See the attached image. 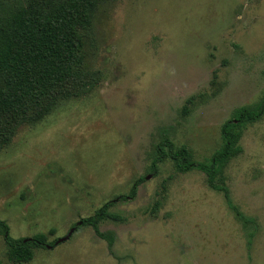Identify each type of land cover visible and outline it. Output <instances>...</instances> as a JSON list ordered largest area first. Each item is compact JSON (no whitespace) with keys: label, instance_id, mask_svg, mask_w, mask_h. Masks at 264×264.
<instances>
[{"label":"rangeland","instance_id":"obj_1","mask_svg":"<svg viewBox=\"0 0 264 264\" xmlns=\"http://www.w3.org/2000/svg\"><path fill=\"white\" fill-rule=\"evenodd\" d=\"M82 38V67L99 82L0 149L9 235L64 239L14 262L0 234V264H264V113L223 170L247 220L203 172H177L167 157L150 172L162 129L205 160L232 110L264 98V0H104ZM132 184L109 209L121 219L98 224L110 247L74 227Z\"/></svg>","mask_w":264,"mask_h":264},{"label":"trees","instance_id":"obj_2","mask_svg":"<svg viewBox=\"0 0 264 264\" xmlns=\"http://www.w3.org/2000/svg\"><path fill=\"white\" fill-rule=\"evenodd\" d=\"M104 0H0V149L7 145L23 124H33L48 115L60 103L79 97L99 82L97 71L82 67V30L90 26L93 13ZM191 98H188L189 102ZM188 108L183 107L186 113ZM264 113V98L254 105H241L221 123V144L209 158L192 159L186 147H175L165 129L154 146L150 172L165 157L171 159L177 172H203L207 185L222 193L227 206L238 219L247 220L230 200L223 182L227 163L241 153L239 140L243 129ZM132 184L127 194L106 201L90 216L74 225L90 226L110 247L112 231H100L98 224L106 219L121 218L109 209L115 200L124 201L135 194ZM51 228L48 234H52ZM0 234L7 257L27 262L35 249L54 247L57 239L46 234L13 238L8 226L0 220Z\"/></svg>","mask_w":264,"mask_h":264},{"label":"water","instance_id":"obj_3","mask_svg":"<svg viewBox=\"0 0 264 264\" xmlns=\"http://www.w3.org/2000/svg\"><path fill=\"white\" fill-rule=\"evenodd\" d=\"M71 232V231H70ZM66 238V237H65ZM64 239V237L63 238H61V239H58L57 241H59V240H63Z\"/></svg>","mask_w":264,"mask_h":264}]
</instances>
